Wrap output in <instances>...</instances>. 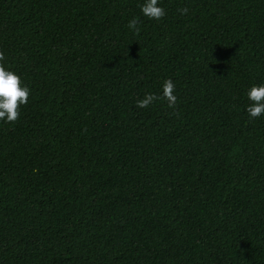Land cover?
<instances>
[{"label": "trees", "instance_id": "trees-1", "mask_svg": "<svg viewBox=\"0 0 264 264\" xmlns=\"http://www.w3.org/2000/svg\"><path fill=\"white\" fill-rule=\"evenodd\" d=\"M143 2L0 0V264H264V0Z\"/></svg>", "mask_w": 264, "mask_h": 264}, {"label": "clouds", "instance_id": "clouds-1", "mask_svg": "<svg viewBox=\"0 0 264 264\" xmlns=\"http://www.w3.org/2000/svg\"><path fill=\"white\" fill-rule=\"evenodd\" d=\"M140 11L144 17L159 21L166 16V10L162 6V0H144L140 5ZM181 15L188 12V8L178 9ZM140 20L133 17L128 22V28L134 35H138ZM176 85L171 78L163 83L162 96L169 107H175L177 96ZM31 95L30 87L22 80L21 76L7 65V57L0 50V122L13 123L18 120L22 106L29 103ZM246 111L250 119L264 117V83L252 85L246 92ZM161 97L154 93H147L143 99L137 101V107L148 108Z\"/></svg>", "mask_w": 264, "mask_h": 264}]
</instances>
